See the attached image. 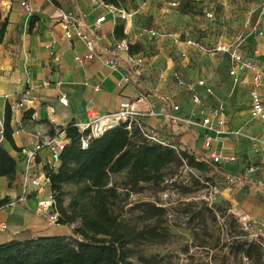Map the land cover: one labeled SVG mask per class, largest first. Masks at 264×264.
<instances>
[{"label":"crops","instance_id":"0c3cea01","mask_svg":"<svg viewBox=\"0 0 264 264\" xmlns=\"http://www.w3.org/2000/svg\"><path fill=\"white\" fill-rule=\"evenodd\" d=\"M19 1L0 0V20L6 19L5 29L0 39V129L4 105L5 102H8L11 108L12 137L15 145L20 148L19 151L13 149L7 141L2 139L0 132V142L16 161L15 174L10 181L7 176L0 175V199L8 197L10 200L22 192L19 179L25 164L23 155L26 149L33 148L36 142L44 143L50 137L58 134L60 125L86 121L85 110L89 107L96 111L95 116L102 119L104 115L112 114L119 109L121 95L134 96L130 86L120 87L117 85L119 72L110 68L102 60L98 58L74 59L75 54L83 51L84 44L78 38L72 40L63 38L60 26L53 14L56 11L55 8L68 10L76 3L82 8L86 21H92L97 15L105 12V20L102 22L101 28L107 37L113 34L114 25L120 17L118 18L111 11L93 9V3L90 0H54L52 3L45 0H32L30 12L23 10ZM160 9L137 10L136 12L155 13L158 22H163L165 27L179 22V19L174 18V13H167V10H163L164 8ZM188 20L191 22V27L201 23L196 14L189 16ZM204 20L207 23L206 19ZM122 23L124 35L132 37L137 29L130 31L128 19L122 20ZM209 23L211 24V21ZM261 25L264 26V23ZM207 37L211 40H228L225 37H216L215 34V38H213L210 33ZM253 37L252 33L245 36L241 50L246 58L252 59L258 66H264V59H258L257 55L252 54L256 51V41L253 40ZM139 40L141 41V37ZM179 45L181 46H178L177 52L183 50L189 53L194 50L182 42ZM248 51L251 53L249 54ZM167 62L171 63L168 66H171L173 71L185 72L183 74L186 78L202 77L207 82L205 73L201 71L202 76H199L186 64L188 58H170L167 59ZM147 67L145 65L144 69L145 85L148 90L147 98L149 102H152L156 111H159L162 105L161 97L168 96L172 102L178 104L179 107L175 113L181 118L200 117L201 108L203 104L207 103L206 101L200 104L192 102L187 96V91L176 81H171L165 74H160L161 72H155L150 77ZM251 75L250 70L242 71L240 82L234 86V89L237 90L241 85H244L248 90V112L246 115L249 118H251L249 114ZM207 84L209 83L207 82ZM237 92L239 94L240 89ZM260 93L264 99V85L261 86ZM60 95L67 98L66 105L58 102ZM20 99L22 102L31 100V106L27 108L24 107V104L18 105ZM139 103L141 108H145L143 102ZM237 106L235 103L229 109L227 106H223L229 125L233 128L242 125L244 119L242 116L238 118L236 126L231 122L233 109ZM139 120L149 129L158 132L161 137L175 144L177 148L186 149L194 155L204 151L201 136L205 131L201 127L179 121L176 132H171L167 120L159 114L155 116L144 114L139 117ZM257 121L260 123L250 126L251 133L259 135L260 140H264V121ZM209 134L212 136L210 149L236 156L235 161L224 162L217 165V168L224 176L238 174L245 180L243 186H236L241 189L236 191L235 199L240 208L239 214L264 225V163L260 160L264 148L261 143L254 145L247 137L234 141V136L230 134L216 135L212 132ZM253 145L256 147V151L252 152L253 158L250 161L249 159L245 160L244 163L243 157L238 152L244 150V153L248 154L250 150L254 149ZM49 160V149L46 146L41 147L38 150L34 169H44ZM242 163L244 164L241 167ZM250 165L254 167L251 171L247 169ZM39 194L32 192L23 201L0 207V221L7 223V227L0 231V243L10 241L23 233L34 236L70 234L71 228L68 225H50L43 217L34 212Z\"/></svg>","mask_w":264,"mask_h":264},{"label":"rangeland","instance_id":"374dc122","mask_svg":"<svg viewBox=\"0 0 264 264\" xmlns=\"http://www.w3.org/2000/svg\"><path fill=\"white\" fill-rule=\"evenodd\" d=\"M172 1L119 2V7L134 11L128 18L130 31L147 28L157 31V36L153 37L143 34L136 49L144 54L150 77L155 72H161L160 74H165L175 82L173 68L168 66L171 63L167 59L183 57L181 50H177L186 38L202 41L210 37H207L209 33L228 40H232L238 33H243L246 37L252 33L253 40L256 41V51L252 54L257 55L258 59H264V44L253 29L259 0H228L225 6L211 0H174L178 2L177 5H172ZM160 8L167 10V13H174V18L179 19V22L165 27L163 22H158L155 13L136 12L161 10ZM209 9H213L214 19L206 16ZM193 14L198 15L201 23L191 27L188 17ZM122 20L124 19L120 18L118 21ZM187 54L186 64L199 76H202V72L205 73L207 82L214 89V96L209 97L203 88H199L201 102L212 100L227 106V109L234 103L238 105L233 109L231 122L235 125L238 118H244L242 125L235 127L243 135H232L233 140L239 141L247 135L260 140V136L250 130L252 124L260 122L246 115L248 90L244 85L239 88V94V89H234L233 79L229 74L228 56L224 53L204 54L197 49ZM187 96L191 100L189 93ZM256 144L260 142L254 143ZM255 151L256 147L248 154L244 150L238 154L245 163L247 159L252 160V152ZM113 179L119 184L120 195L111 209L139 231L136 239L128 245L130 264H264V225L251 218L245 223L240 220V215L243 214H239L240 208L235 199L236 191L241 189L230 185L218 168L214 169L212 166L210 170H197L183 163L178 167L164 169L163 180L159 183L141 182L129 189L120 183L123 179L122 172L113 175ZM64 190L66 193L63 204L67 205L74 187L67 184L64 185ZM47 192L46 190V194ZM143 201L153 202L161 206L162 210L149 217L139 205ZM74 226L75 223L69 226L70 234ZM243 240L246 243L242 250Z\"/></svg>","mask_w":264,"mask_h":264},{"label":"trees","instance_id":"16d2710c","mask_svg":"<svg viewBox=\"0 0 264 264\" xmlns=\"http://www.w3.org/2000/svg\"><path fill=\"white\" fill-rule=\"evenodd\" d=\"M104 1L117 6L120 2ZM5 25L6 19L0 20V39ZM113 34L125 36L122 22L114 25ZM138 45L139 42L132 44L130 50L138 51ZM10 120L11 108L5 102L2 139L19 151L12 137ZM127 125V121L119 122L98 135H90L85 145L82 140L89 134L88 128L79 131L74 122L59 126L69 141L60 151L58 166L51 169L45 165L44 170L59 213L58 223L68 226L75 223L72 234L34 236L23 233L0 243V264H130L128 245L139 231L111 209L120 195L113 175L122 172L120 183L129 189L141 182L159 183L164 169L183 163L197 170H210L212 166L196 160L186 149L148 140L134 122ZM15 165L14 157L0 142V175L10 181ZM67 184L74 190L68 204L64 205V185ZM9 201L8 197L1 198L0 207ZM139 205L149 217L162 210L150 201ZM245 243L246 240L241 243L242 250Z\"/></svg>","mask_w":264,"mask_h":264},{"label":"built area","instance_id":"2783aa9c","mask_svg":"<svg viewBox=\"0 0 264 264\" xmlns=\"http://www.w3.org/2000/svg\"><path fill=\"white\" fill-rule=\"evenodd\" d=\"M46 2L52 3L54 0H45ZM92 8H99L101 10L111 11L116 16L127 20L132 16L131 11H124L117 5L110 4L104 0H90ZM219 3L221 6H225L228 0H211ZM177 1H172V5H177ZM20 7L30 12L32 10V0H20ZM1 7V6H0ZM53 17L57 20L62 37L67 40L78 38L82 40L84 49L82 52L74 55V59H94L98 58L107 64L110 68L115 69L119 72V78L117 85L130 86L134 92V96L121 95L119 102V109L112 113L106 114L100 119L96 115V111L92 107L87 108L86 115L87 120L78 123L74 122V125L79 131L89 129V134L85 139L82 140V145L86 144V139L90 135H98L106 128H109L119 122H128V127L131 122H134L141 133L150 141L158 142L164 145H169L177 149V146L170 143L166 139L160 136L154 129H149L143 124L139 117L141 115L155 116L161 115L167 120L169 130L176 132L179 121L193 126L201 127L205 133L202 134V147L204 151L195 156L196 160L205 162L217 169V165L224 162H232L236 160L234 154H228L218 152L214 149H210L212 136L210 132L218 134H230L234 136L243 135L239 128H233L229 125L228 119L224 112V107L221 103L215 101H208L203 104L201 108L200 117H185L181 118L175 111L178 109V104L171 101L168 96L161 97L162 105L159 111H156L152 102H149L147 98V87L145 85L144 69H145V56L142 51H131L130 47L132 44L139 42L140 37L145 34L149 37L157 36V31L153 28H147L144 30L137 29L132 37H117L112 34L110 37L106 36V33L102 30L101 24L105 20V12L97 15L92 21L85 20V14L78 3L74 4L71 9L65 10L61 8H55ZM213 9L206 11V16L209 19H214ZM264 0H259L257 6V18L253 23V29L261 37L262 43H264ZM125 25V23H124ZM125 31V29H124ZM209 35V34H208ZM163 36V34H160ZM214 37V34H212ZM245 41V35L238 33L232 40H221V39H207L204 38L202 41L186 38L183 42L191 46L194 49L204 53H224L229 59V74L233 79L234 86L241 80L240 73L244 70H250L252 72L250 86H249V114L251 118L264 121V99H262L260 88L264 85V66H258L252 59L246 58L241 50V46ZM182 58H188L186 51H181ZM122 63V65H120ZM121 68V69H120ZM173 76L178 85L182 86L187 93L190 94V98L194 103L200 104L202 96L200 95L199 88H203L205 93L212 97L214 96V89L211 85L207 84L205 78H193L189 79L179 70L173 71ZM143 102L145 108L140 107L139 102ZM31 100L22 102L19 100V104H24V107L29 108ZM58 102L63 105L67 104V98L64 95L58 97ZM2 135V125L0 129ZM251 142L261 143L264 148V140H259L255 136H246ZM69 141V138L63 131L50 137L44 143L36 142L33 148L26 149L23 155L24 166L20 174V185L22 186L21 194L15 196L12 200L7 202L5 205H11L17 201H23L32 192L38 195L34 212L45 219L50 225L59 224L58 217L59 213L56 208L55 198L50 189L49 177L44 169H34V165L37 161L38 150L46 146L50 152V160L47 165L51 169H55L59 163V154L65 144ZM261 162L264 163V149H262ZM249 171L253 170V166H248ZM225 178L230 185L241 187L244 185L245 180L238 176V174H226ZM46 190L48 191L46 194ZM46 194V195H45ZM240 220L245 223L248 219L244 215H240ZM7 227L5 221H0V231Z\"/></svg>","mask_w":264,"mask_h":264}]
</instances>
